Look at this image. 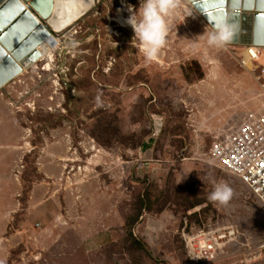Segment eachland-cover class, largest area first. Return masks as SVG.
Returning <instances> with one entry per match:
<instances>
[{
  "label": "rangeland",
  "instance_id": "1",
  "mask_svg": "<svg viewBox=\"0 0 264 264\" xmlns=\"http://www.w3.org/2000/svg\"><path fill=\"white\" fill-rule=\"evenodd\" d=\"M139 3L97 0L52 70L0 89V264H264V205L211 155L264 105L243 46H207L181 0L146 61L118 21ZM209 223L228 236L213 260L194 250Z\"/></svg>",
  "mask_w": 264,
  "mask_h": 264
},
{
  "label": "water",
  "instance_id": "2",
  "mask_svg": "<svg viewBox=\"0 0 264 264\" xmlns=\"http://www.w3.org/2000/svg\"><path fill=\"white\" fill-rule=\"evenodd\" d=\"M190 1L210 28L213 23L210 5L225 11L238 10L235 19L239 21V31L228 45L264 47V0ZM84 3L89 8L94 1L84 0ZM56 33L19 0H0V89L18 76L23 67L36 62L40 58L36 48Z\"/></svg>",
  "mask_w": 264,
  "mask_h": 264
},
{
  "label": "built area",
  "instance_id": "3",
  "mask_svg": "<svg viewBox=\"0 0 264 264\" xmlns=\"http://www.w3.org/2000/svg\"><path fill=\"white\" fill-rule=\"evenodd\" d=\"M245 56L248 58L247 62ZM242 64L259 86L260 97L264 101V47L243 46ZM211 155L223 170L237 176L264 205V105L250 115L243 126L215 142ZM202 232L205 238L196 240L198 247L194 250L200 248V256L205 254L213 260L219 252V241L228 239V236L224 234L223 237H216L211 232L210 223L207 230ZM206 238H213L214 241L210 243Z\"/></svg>",
  "mask_w": 264,
  "mask_h": 264
},
{
  "label": "clouds",
  "instance_id": "4",
  "mask_svg": "<svg viewBox=\"0 0 264 264\" xmlns=\"http://www.w3.org/2000/svg\"><path fill=\"white\" fill-rule=\"evenodd\" d=\"M212 14V26L207 32L206 44L211 48H223L234 40L239 31L238 10L225 11L215 6ZM126 23L134 32V40L139 42L140 51L146 61L154 60L165 45L171 21L182 11L181 0H140L139 7L132 11ZM233 194L232 188L224 182L213 184L208 193L210 201L221 205L227 204Z\"/></svg>",
  "mask_w": 264,
  "mask_h": 264
},
{
  "label": "bare ground",
  "instance_id": "5",
  "mask_svg": "<svg viewBox=\"0 0 264 264\" xmlns=\"http://www.w3.org/2000/svg\"><path fill=\"white\" fill-rule=\"evenodd\" d=\"M19 1L21 2V5L24 8L30 10L43 25L48 24V26L54 32H57L56 34H53V37L51 39L45 41L36 48L38 53H40V58L36 62L32 63L29 67L26 68L23 67L22 72L24 73L27 72L26 70L28 69H32V70L38 69L40 62L44 63V67L42 68L44 71L52 70V63L55 60L54 56L56 50L60 45V40L56 35L60 32L65 31L71 25L82 19L94 8V6L97 3V0H93L94 1L93 7L91 6L92 8L91 7L87 8L86 4L84 3V0H27V1L19 0ZM186 1L188 3L187 5L188 9L190 10L192 8L195 9L193 3L190 0H186ZM127 18L128 15L125 14V12L123 11L119 14L118 21L120 22V25L122 27L132 29L131 26L126 23ZM62 28L64 29L60 31ZM245 61L246 62L248 61V58L246 56H245ZM22 72L20 74H22Z\"/></svg>",
  "mask_w": 264,
  "mask_h": 264
},
{
  "label": "trees",
  "instance_id": "6",
  "mask_svg": "<svg viewBox=\"0 0 264 264\" xmlns=\"http://www.w3.org/2000/svg\"><path fill=\"white\" fill-rule=\"evenodd\" d=\"M143 207V204L142 206H140V209H139V212H138V217H140L141 215H144V214H147L149 212L148 209H145L143 213H141V208ZM186 225V224H185Z\"/></svg>",
  "mask_w": 264,
  "mask_h": 264
}]
</instances>
